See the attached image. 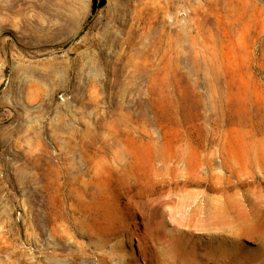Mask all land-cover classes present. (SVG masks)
<instances>
[{
	"label": "rangeland",
	"instance_id": "374dc122",
	"mask_svg": "<svg viewBox=\"0 0 264 264\" xmlns=\"http://www.w3.org/2000/svg\"><path fill=\"white\" fill-rule=\"evenodd\" d=\"M0 0V264H264V0Z\"/></svg>",
	"mask_w": 264,
	"mask_h": 264
},
{
	"label": "trees",
	"instance_id": "16d2710c",
	"mask_svg": "<svg viewBox=\"0 0 264 264\" xmlns=\"http://www.w3.org/2000/svg\"><path fill=\"white\" fill-rule=\"evenodd\" d=\"M104 0L101 1V3L98 5V7L96 6V2L94 3V7L92 10V16L96 13L97 9L101 6H103Z\"/></svg>",
	"mask_w": 264,
	"mask_h": 264
}]
</instances>
